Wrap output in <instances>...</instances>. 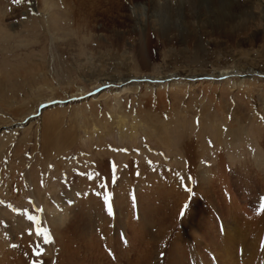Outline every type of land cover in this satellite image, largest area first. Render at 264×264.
Returning a JSON list of instances; mask_svg holds the SVG:
<instances>
[{
  "label": "rangeland",
  "instance_id": "obj_1",
  "mask_svg": "<svg viewBox=\"0 0 264 264\" xmlns=\"http://www.w3.org/2000/svg\"><path fill=\"white\" fill-rule=\"evenodd\" d=\"M262 205L264 0H0V264H253Z\"/></svg>",
  "mask_w": 264,
  "mask_h": 264
},
{
  "label": "bare ground",
  "instance_id": "obj_2",
  "mask_svg": "<svg viewBox=\"0 0 264 264\" xmlns=\"http://www.w3.org/2000/svg\"><path fill=\"white\" fill-rule=\"evenodd\" d=\"M210 1H212V0H210ZM213 5H216L217 3H212ZM61 5H63L64 7H68V3H66V2H64V4L62 3ZM48 6L49 5H43V8L41 9V12H40V15H42L41 17H42V20H43V24H44V26H45V29H46V31H48L49 32V30L51 31V29H53V27H55L56 26V24H55V22H56V20H55V18H53L54 16H56L55 15V13L53 12V11H50V9H51V7L49 6V8H48ZM70 6V5H69ZM217 6V5H216ZM83 8V7H82ZM221 8H223V7H221ZM229 9V8H228ZM230 17V16H229ZM35 20H39V19H36L35 18ZM41 23V22H40ZM42 24V25H43ZM51 28V29H50ZM44 29V28H43ZM55 29V28H54ZM58 30V29H57ZM241 72V70L239 69H237V70H235V71H229V70H221V71H218V73L216 74V75H219V76H224L225 78H226V76L228 77L229 75H228V73L229 72H233V73H235L236 75L238 74V72ZM243 71V70H242ZM244 72V71H243ZM247 72H249V71H247ZM261 72V71H260ZM249 73H254L253 71H251V72H249ZM240 74V73H239ZM246 74V73H245ZM260 74V73H259ZM172 75V74H171ZM171 75H168V76H163V77H161V78H164V79H168V78H171ZM174 75V74H173ZM204 75H208V74H204ZM216 75H214V76H216ZM232 75V74H231ZM244 75V74H243ZM242 75V76H243ZM203 76V75H202ZM173 77H175V76H173ZM178 77H180V76H178ZM183 77H186V76H182V78ZM189 77V76H188ZM194 77V76H193ZM241 77V76H240ZM250 77V76H249ZM160 78V79H161ZM190 78V77H189ZM196 78V77H195ZM218 78V77H217ZM130 79V78H129ZM142 79V78H141ZM159 78H156V79H153V77H151V79H148L147 78V80H149L150 82L151 81H157ZM165 81V80H164ZM168 81V80H167ZM170 81V80H169ZM179 81H181V80H179ZM135 82V81H134ZM133 82V83H134ZM173 82V81H172ZM186 82V81H185ZM198 82V81H197ZM106 83V82H105ZM105 83H104V85H105ZM108 83V82H107ZM106 83V84H107ZM123 83V82H122ZM159 83V82H158ZM164 83V82H163ZM166 83V82H165ZM227 83V82H226ZM111 84V83H110ZM114 84V83H113ZM124 84V83H123ZM152 84V83H151ZM115 85V84H114ZM158 86V85H157ZM162 86V85H161ZM165 86V85H164ZM164 86H162V87H164ZM120 87V86H119ZM155 87V86H154ZM97 88V87H96ZM101 88V87H100ZM118 88V87H117ZM68 95V94H67ZM81 95H84V91L83 90H78L75 94H71V95H69L67 98L68 99H74L75 97H77V96H81ZM78 98V97H77ZM67 100V99H66ZM51 102H53V101H48V102H46V104L48 103H51ZM59 102V101H58ZM66 102V101H65ZM42 104V103H41ZM41 104L40 105H38L39 106V109H40V107H41ZM38 106H37V108H36V113H37V110H39L38 109ZM222 118V117H221ZM237 118V117H236ZM29 120V119H28ZM256 138V137H255ZM258 142V141H257ZM261 144V143H260ZM259 144V145H260ZM53 215H54V213H53ZM53 217V216H52ZM56 217H58V216H56ZM115 217V216H114ZM58 219H60V218H58ZM57 219V220H58ZM55 220V219H54ZM56 220V221H57ZM137 222H138V220H136ZM57 222H61V220H59V221H57ZM227 222V221H226ZM263 222H264V220H263ZM61 226V225H60ZM229 228V227H228ZM227 229V228H226ZM229 230V229H228ZM237 232V231H236ZM235 233V232H234ZM231 235H232V233H231ZM239 243H241V241L239 242ZM242 244V243H241ZM242 246H243V244H242ZM215 247H217V246H215ZM219 249V248H218ZM189 250H191V249H188V251ZM188 251L186 252L187 253V257H190V256H192V258L194 259L195 257L193 256V255H189V253H188ZM218 251V250H217ZM218 254V253H217ZM225 257V256H224ZM219 259V258H218ZM228 259V258H227ZM188 260H189V258H188ZM225 260V259H224ZM227 263V262H226ZM188 264H191V262H190V260H189V263ZM223 264H224V261H223ZM263 264H264V262H263Z\"/></svg>",
  "mask_w": 264,
  "mask_h": 264
},
{
  "label": "snow or ice",
  "instance_id": "obj_3",
  "mask_svg": "<svg viewBox=\"0 0 264 264\" xmlns=\"http://www.w3.org/2000/svg\"><path fill=\"white\" fill-rule=\"evenodd\" d=\"M15 2L20 3V2H22V0H15ZM189 179H190V178H189ZM105 204H106V206L108 207V211H109V213H111V211H112V209H111V204H110V201H109V199H108L107 196H105ZM262 208H264V205H262ZM46 242H47V241H46Z\"/></svg>",
  "mask_w": 264,
  "mask_h": 264
},
{
  "label": "water",
  "instance_id": "obj_4",
  "mask_svg": "<svg viewBox=\"0 0 264 264\" xmlns=\"http://www.w3.org/2000/svg\"><path fill=\"white\" fill-rule=\"evenodd\" d=\"M45 105H46V103H42V104H41V106H45Z\"/></svg>",
  "mask_w": 264,
  "mask_h": 264
}]
</instances>
